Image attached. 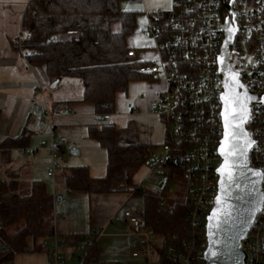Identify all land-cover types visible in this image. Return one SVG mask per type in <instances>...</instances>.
<instances>
[{
  "label": "built area",
  "instance_id": "2783aa9c",
  "mask_svg": "<svg viewBox=\"0 0 264 264\" xmlns=\"http://www.w3.org/2000/svg\"><path fill=\"white\" fill-rule=\"evenodd\" d=\"M228 16L236 27L229 61L243 86L257 95L247 124L253 139L249 160L263 173L264 192V0H174L173 8L165 15L148 19L143 32L154 39L155 56L143 58L139 72L151 80L166 81L157 110L165 137L146 147L145 165L151 173L168 176L171 171L173 178H185L192 205L185 237L173 235L161 241L169 264H205L207 214L215 205L222 162L219 146L224 126L218 57L224 38L223 21ZM22 35L19 40L26 37L25 33ZM128 55L136 57L138 50L133 48ZM40 112L48 118L56 117L47 108H40ZM103 117L111 118L110 114ZM41 145L46 146L47 142L42 141ZM34 150L37 148H23L26 153ZM49 153L53 166L47 173L52 176L59 166L56 144ZM158 187L164 189L166 183L160 181ZM165 204L163 198L158 200V205ZM124 217L139 233L141 216L127 210ZM144 235L142 253L150 259L156 249ZM54 239L49 246L48 264H66L58 252L61 239L57 235ZM241 245L247 264H264V201ZM84 254L82 251L76 264H81ZM68 257L71 258L70 253Z\"/></svg>",
  "mask_w": 264,
  "mask_h": 264
},
{
  "label": "trees",
  "instance_id": "16d2710c",
  "mask_svg": "<svg viewBox=\"0 0 264 264\" xmlns=\"http://www.w3.org/2000/svg\"><path fill=\"white\" fill-rule=\"evenodd\" d=\"M122 1L30 0L22 19L26 37L14 43L16 48H23L29 61L41 63L53 80L78 78L83 85L82 100L93 103L96 113L102 117L110 114L112 118L117 94L127 93L132 80L148 78L139 72L143 59L128 55V51L135 48L128 43V38L136 33L137 12L124 10ZM169 11L148 13V19H159ZM111 118L103 117L105 122L88 125V136L106 150V174L92 177L87 165L71 166L64 177L69 191L107 193L140 188L133 176L148 161L146 147L149 144L124 138ZM28 146L25 135L1 140L0 166L11 161L13 148L23 150ZM8 176H0V241L3 243L0 264L11 262L19 252L49 251L47 241L56 235L54 195L46 183L34 179L29 187H22L18 174ZM163 177L162 181L167 184L173 173L170 171ZM160 198L163 197L154 191L145 190L142 226L162 234V241L173 235L185 237L192 208L190 200L187 198L167 207L158 205ZM98 234V230H90L57 236L61 246L69 243L75 248L79 241L83 243L81 251L85 254L80 259L81 264H119L117 260L99 258ZM154 247L158 256L156 264H169L162 242ZM75 252L76 248L70 253L71 258Z\"/></svg>",
  "mask_w": 264,
  "mask_h": 264
},
{
  "label": "rangeland",
  "instance_id": "374dc122",
  "mask_svg": "<svg viewBox=\"0 0 264 264\" xmlns=\"http://www.w3.org/2000/svg\"><path fill=\"white\" fill-rule=\"evenodd\" d=\"M173 0H123L121 7L124 10H132L137 12V28L136 32L142 33L143 29L148 24V13L158 10H171ZM148 57H154L155 53L151 51ZM67 78H63L58 86L53 87V80L48 76L47 83L40 90L51 99L52 96L59 95L64 87ZM74 80H78L74 78ZM145 80H132L129 84L127 93L120 92L116 97L115 112L112 114L111 121H114L120 129L124 138L128 140L136 139L137 126L134 119L130 118L133 108H131L132 97L143 92ZM64 81V82H63ZM52 94V95H50ZM48 98V99H49ZM42 98V93L38 92L35 104L31 103V115L29 112L25 115L22 121L23 127L31 130V138L37 143H29V147L36 149L31 153L23 152L21 149L13 148L11 156L13 158L12 168L19 164L29 162L28 169H21L22 181L27 182L28 173L36 179L43 180L47 187L52 191L57 190L54 198V209L58 223V230L73 231V232H88L90 225H97L102 235L98 236L99 258L101 260H117L119 264H156L157 253L153 252L150 259L142 253L145 238L144 234L148 235V240L152 245L160 244L162 234L153 232L151 228L142 226L140 232L131 230L124 213L127 210H132L141 216L143 211V194L145 190L153 188L154 193L164 198L167 207L173 206L176 202L185 201L188 198L187 180L185 178H172L166 184L164 189L158 187L160 181L165 180V177L154 174L150 178H146L148 171L147 165L142 167L134 174V183L140 187L126 193L125 191H115L107 193H90L85 191H69L62 183L59 176L67 166H82L87 165L92 177H102L106 173L107 153L95 139L88 136L86 126L83 124H60L55 126V117L48 118L46 114H40V108H47L51 111L50 106ZM71 110L73 107H69ZM73 115V114H72ZM22 116H17L20 118ZM30 119H29V117ZM102 115H99V119ZM75 129V132H74ZM84 134L80 136L79 131ZM46 141V146H41V142ZM56 144L58 150V167L55 168L52 176L48 175V170L53 166V160L49 153V148ZM76 148L79 153H72V149ZM0 168V176L4 177L7 173L4 169V163ZM9 171V170H8ZM5 172V173H4ZM10 172V171H9ZM7 175V174H6ZM57 182V183H56ZM59 197V198H58ZM104 219L105 221L101 222ZM96 222V223H95ZM104 227V228H103ZM92 228L91 230H94ZM54 236L50 237L47 244L54 241ZM65 243L59 248L58 252L66 260V264H76L77 256L81 254L83 243L79 241L76 247V255L73 259L68 257ZM134 251H139L138 255H134Z\"/></svg>",
  "mask_w": 264,
  "mask_h": 264
},
{
  "label": "crops",
  "instance_id": "0c3cea01",
  "mask_svg": "<svg viewBox=\"0 0 264 264\" xmlns=\"http://www.w3.org/2000/svg\"><path fill=\"white\" fill-rule=\"evenodd\" d=\"M29 2L30 0H0V141L5 138H16L25 135L27 136V145H29V143H37L38 141L32 140L31 130L27 127H23L22 131L19 132L18 129L22 128V124L19 125L18 122L22 121L28 112L31 115L30 104H35L38 92L42 93V98L45 99L47 105L50 106L51 112L56 114L54 126L60 124H83L86 126L88 132V125L105 122L103 117L99 119V114L96 113L93 103L82 100L83 85L80 80H74V77H65L67 78L64 79L66 80L65 84H67V87H64L59 95L52 96L51 99L48 97V94H43L40 90L48 80V74L44 66L37 61H29L23 48L18 49L14 45L15 41L19 40L23 36L22 34H24L22 19ZM128 43L138 49L139 58L143 59L147 57L151 51L154 52V39L143 35V33H134L128 38ZM61 82L62 81H60L59 84ZM59 84H57V86ZM165 87L166 81L164 79L151 80L148 78V80H145L143 92L132 97L133 104H131V108H133V110L131 112L132 114H130V118L134 119L136 122L138 129L136 139L141 143L156 144L162 142L165 137V127L157 113L160 107L158 101L159 95ZM70 106L73 107L72 110L69 108ZM38 112L42 115L40 109ZM17 116L22 117L16 119ZM79 133L80 136L84 134L81 130ZM41 146L43 147V145ZM18 149L22 150V148ZM12 163L13 158L11 156V161L4 164V169L7 171V173L4 172V178L9 177L8 175L10 173H16L20 178L22 187H29L31 182L36 178L29 176L28 173L27 182L24 183L21 180L22 177L20 173L21 169L29 168L26 167L29 165V162H26L25 165L21 163L13 168L11 167ZM69 167L71 166H67L66 170L64 169L59 176V183H61L60 179H62V183L65 185L64 177ZM154 174L157 173H151L148 170L146 178H150ZM157 175L159 176V174ZM48 189L53 193L55 198L57 190L54 192L50 188ZM148 190L155 191L153 188H149ZM125 192L128 193L130 191ZM103 221L105 220L102 219L101 222ZM58 223L59 221L57 220L54 209V230L56 235L58 234L64 237L68 234L87 233L58 230ZM129 226L132 230L130 224ZM92 228L99 231V236L102 235L99 229L101 227L97 225L94 227L91 223L89 231ZM100 238L101 236L99 239ZM2 244L3 243L0 241V247ZM65 244V252H67V254L71 253L73 249L76 248L72 247L69 243ZM135 252L139 251H134L133 254ZM75 255L76 252L73 257ZM73 257L71 259H73ZM48 261V250L39 252L26 251L16 253L14 259L6 264H48Z\"/></svg>",
  "mask_w": 264,
  "mask_h": 264
},
{
  "label": "water",
  "instance_id": "95a60500",
  "mask_svg": "<svg viewBox=\"0 0 264 264\" xmlns=\"http://www.w3.org/2000/svg\"><path fill=\"white\" fill-rule=\"evenodd\" d=\"M229 29L232 30L231 35ZM223 31L224 38L218 57L222 81L221 97L225 98L221 99L224 132L219 153L222 162L218 168V194L215 205L207 214L205 264H247V254L241 241L252 227L264 201L263 173L260 169L252 167L249 160L253 139L247 124L251 103L257 101V95L243 86L229 61L236 33L230 16L223 21ZM58 82L59 80H56L53 87H56ZM225 100L228 101L227 104ZM247 141L252 143L247 144ZM71 151L74 154L79 152L76 148Z\"/></svg>",
  "mask_w": 264,
  "mask_h": 264
},
{
  "label": "snow or ice",
  "instance_id": "6c2138e0",
  "mask_svg": "<svg viewBox=\"0 0 264 264\" xmlns=\"http://www.w3.org/2000/svg\"><path fill=\"white\" fill-rule=\"evenodd\" d=\"M229 31V35H231V32H232V30L231 29H229L228 30ZM240 87H242V85H239ZM221 99H225L224 98V96H222L221 97ZM237 102H239V98L237 97ZM225 103L227 104L228 103V101L227 100H225ZM221 115H224V113H221ZM226 135H227V132H226ZM247 144H251L252 143V141H247L246 142ZM217 200H218V202H219V197L217 198Z\"/></svg>",
  "mask_w": 264,
  "mask_h": 264
}]
</instances>
